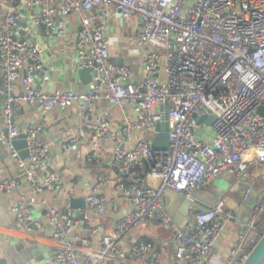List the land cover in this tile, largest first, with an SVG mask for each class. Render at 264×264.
<instances>
[{
    "label": "built area",
    "instance_id": "built-area-1",
    "mask_svg": "<svg viewBox=\"0 0 264 264\" xmlns=\"http://www.w3.org/2000/svg\"><path fill=\"white\" fill-rule=\"evenodd\" d=\"M28 4L34 11L26 26L19 24L20 11L13 0L8 1L0 23L4 85L0 93H6L1 109L6 132L0 140L7 143L16 163L12 177L0 181V186L9 188L23 179L39 194L59 189L63 183L61 175L47 170L48 147L39 137L40 127L21 128L13 119L15 103L39 104L43 112L75 106L87 122L93 103L104 99L120 107L122 127L116 132L100 115L90 123L92 146L100 136L113 140L115 187L132 207L110 232L101 224L88 227L102 236L96 246L82 239L81 255L69 243V234L79 221L70 216L68 204L47 207L55 264H126L127 259L140 258L152 251L149 242L132 243L127 251L119 244L142 220L156 218L163 227L170 226L165 204L168 191L189 198L191 190L206 188L222 172L240 177L250 167L264 169V117L258 111L264 109V0H28ZM113 13L117 26L128 28L125 40L142 50L140 80L128 63L109 59L107 28ZM70 14L77 16L75 56L79 68L90 69L89 84L82 91H43L34 77L45 70L42 49L19 30L28 31L39 23L54 28L58 21L59 32H64ZM17 80L19 89L13 91ZM195 115H213L214 121L197 124ZM160 121L167 125V146L154 149L149 135L156 134ZM199 127L201 135L196 133ZM74 129L62 131L67 149L74 147L75 137L70 134ZM19 133L27 141L24 158L11 144ZM95 154L92 150L88 159ZM106 181L100 175L93 182L85 197L87 211L104 212L105 198L96 190ZM34 199L19 200L13 206L20 224L30 218ZM39 200L46 203L44 197ZM263 211L264 191L259 190L246 229L254 228ZM231 218H235L233 210L219 199L194 212L182 228H174L177 264L242 261L247 254L242 239L233 244L224 261L218 253V241ZM159 261L158 252L152 251L148 264Z\"/></svg>",
    "mask_w": 264,
    "mask_h": 264
},
{
    "label": "crops",
    "instance_id": "crops-1",
    "mask_svg": "<svg viewBox=\"0 0 264 264\" xmlns=\"http://www.w3.org/2000/svg\"><path fill=\"white\" fill-rule=\"evenodd\" d=\"M8 1L11 0H0V23L4 19ZM13 2L20 11L19 23L22 21L30 23L34 6L28 4V0H13ZM116 15L113 13L108 20L107 37L111 43L109 59L113 63H128L132 67L135 79L140 80L143 76L142 50L125 40L124 34L128 32V28L126 25L117 26ZM58 18V13H55L54 19L57 20ZM57 23L58 21H56L54 28L38 25L23 32L22 37L36 42L42 49L45 70L35 74V80L38 87L43 91L66 88L82 91L89 84L90 77L84 78L77 71L79 67L74 48L77 16L75 14L68 16V24L64 32H59ZM24 72L25 70L22 68L21 74ZM3 87L0 72V88ZM18 89L19 80H17V86L13 88V91H18ZM3 103L4 98L0 97V135L5 133L6 129V123L1 114ZM100 115L109 120L111 127L116 132H120L122 127L121 109L104 99L93 103V109L89 113L87 122L82 121L81 114L75 106L56 107L43 112L41 107H35V104L25 102L14 104L12 116L17 125L21 128L28 125L40 127L39 137L48 147L47 170L61 175L63 183L59 189H44L39 194H35L29 183L23 179L17 185L9 188L0 186V264H55L52 261L54 240L51 238L50 225L45 215V210L49 206L61 207L68 204L70 216L79 221L69 234V243L80 255L83 247L82 239L87 238L90 245L96 246L102 236L101 231H88V227L92 228L101 224L104 231L110 232L116 223L131 211V204L122 198L121 193L115 187L118 175L112 165L113 140L106 136H100L96 139L97 145L94 149L92 146L93 129L90 123L95 122ZM73 128L75 129L70 134L75 137L74 147L67 149L65 147L67 138L62 135V131L69 132L68 130ZM92 150H95L96 154L89 160L88 155ZM15 170L16 163L10 155L8 145L5 141L0 140V181L12 176ZM43 174L44 172H40V175ZM100 175H105L107 178V181L96 190L105 198L104 212L97 215L94 211H87L82 204L71 206L70 199L86 197L92 190L93 182ZM235 179L241 180L237 177ZM216 180L221 184L223 183L222 178ZM244 182L249 185L248 190L235 196V192L231 189V183L226 186L219 198L223 200L224 206L233 210L235 214V218L228 221L218 241V253L222 261L226 259L237 240L242 239L243 252H248L249 246L252 245L254 234L250 235V233L254 231V228L246 229V222L237 221L236 214L239 210L240 196L247 199L253 191L254 194H251L255 197V206L258 187L264 186V169L258 166L248 168ZM259 183H261L260 186H258ZM204 189L207 193L204 200L209 202L213 198L211 192L213 190L209 189L211 191L208 192L207 187ZM229 192L234 194L227 197ZM31 197H35L29 206L32 226H27L26 222L25 225H22L18 222L13 206L19 200H27ZM41 197L46 199L44 205L40 203ZM201 199H203L202 195ZM165 204L171 215L170 226L163 227L158 220L155 222L153 218L142 220L133 226L121 240L119 244L121 250L127 251L130 245L137 241H147L151 244V250L158 252L159 264H177L173 230L186 225L196 211L189 210V203L186 198L172 191L166 193ZM242 225L243 228H241ZM152 251L144 253L137 259H127L126 264H148Z\"/></svg>",
    "mask_w": 264,
    "mask_h": 264
},
{
    "label": "water",
    "instance_id": "water-1",
    "mask_svg": "<svg viewBox=\"0 0 264 264\" xmlns=\"http://www.w3.org/2000/svg\"><path fill=\"white\" fill-rule=\"evenodd\" d=\"M22 27L27 25V21H22V23H19ZM40 27H44L45 25L43 23H39ZM23 30L20 29L19 33L23 35ZM79 75H81L84 78H89L90 77V69L89 68H79L77 69ZM1 98L6 97L5 90L0 93ZM3 107V105H2ZM35 107H40L39 104H35ZM258 111L262 114L264 117V109L261 107L258 109ZM196 122L197 124H204V125H211L212 122L214 121V116L213 115H195ZM167 125L166 122H158L155 125V130L156 134L155 135H149L151 141H152V147L154 149H160V148H165L167 146V133H166ZM203 128L199 127L196 131L197 135H201ZM6 132V129H5ZM11 144L12 146L18 150L19 157L24 158L27 156L28 149H27V141L25 138L24 133H19L15 137L11 139ZM234 177L232 178L235 179L237 176L235 174H232ZM236 176V177H235ZM10 176L9 178H11ZM243 186H245V189L248 190L247 188L249 185L244 182L245 181V175H242L240 177ZM244 182V183H243ZM233 183V182H231ZM194 193H192V191ZM190 191V197L186 198L187 202L189 203V210L191 211H203L207 207L213 205L217 200L220 198V196L215 195L213 191L207 190L208 192L211 191L213 194V198L208 202L204 200L205 195H207L206 191H198L196 189H193ZM201 195L203 196V199H201ZM195 200V201H194ZM191 201V202H190ZM194 203V204H193ZM77 204H85V197H80V198H71L70 199V205L74 206ZM188 210V209H187ZM155 222H157L156 218H153ZM27 226H32L31 219L29 218L26 220ZM243 228V225L241 226ZM254 231H251L250 235H253ZM264 258V231L263 233L259 236V238L252 244L251 248L248 250L247 254L245 257L240 261L238 264H260L261 261ZM232 264H237L236 262H233Z\"/></svg>",
    "mask_w": 264,
    "mask_h": 264
},
{
    "label": "rangeland",
    "instance_id": "rangeland-1",
    "mask_svg": "<svg viewBox=\"0 0 264 264\" xmlns=\"http://www.w3.org/2000/svg\"><path fill=\"white\" fill-rule=\"evenodd\" d=\"M233 177L234 176L230 173H222L218 177L213 179L211 181V183L208 184L207 188L213 190L214 196L215 195L220 196L224 192L226 186H229L231 184V182H233L231 184V189H232V191L235 192V196H236L237 194H240L241 192L245 191L246 189H245V186H243L241 181L236 180V179L232 180ZM217 178H222L223 183L221 184L219 181H217L216 180ZM227 182H230V183H227ZM260 185H261V183H259L258 186H260ZM258 188H259V190L264 191L263 185L261 187H258ZM204 190L206 191V189H204ZM204 190L199 189L198 191H204ZM194 191L195 190H193L192 193H194ZM251 191H253V190H251ZM251 193L254 194V191ZM251 193H250V196L247 197V199L244 197H241V196L239 198V202H238L239 210H237V214H236V220L239 222L245 223L250 218L252 208H253L254 203H255V197H253V195ZM232 194H234V193L229 192L226 196L230 197ZM225 199H228V198H225ZM225 199H224V201H226ZM262 214H264V211L262 212Z\"/></svg>",
    "mask_w": 264,
    "mask_h": 264
},
{
    "label": "trees",
    "instance_id": "trees-1",
    "mask_svg": "<svg viewBox=\"0 0 264 264\" xmlns=\"http://www.w3.org/2000/svg\"><path fill=\"white\" fill-rule=\"evenodd\" d=\"M264 231V214H261L258 219L255 221V227H254V235H253V241L252 244L259 238V236ZM252 246V245H251ZM249 248H251L249 246Z\"/></svg>",
    "mask_w": 264,
    "mask_h": 264
}]
</instances>
